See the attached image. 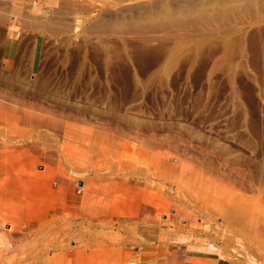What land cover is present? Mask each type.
<instances>
[{"label":"rangeland","instance_id":"1","mask_svg":"<svg viewBox=\"0 0 264 264\" xmlns=\"http://www.w3.org/2000/svg\"><path fill=\"white\" fill-rule=\"evenodd\" d=\"M0 264H264V0H0Z\"/></svg>","mask_w":264,"mask_h":264},{"label":"crops","instance_id":"2","mask_svg":"<svg viewBox=\"0 0 264 264\" xmlns=\"http://www.w3.org/2000/svg\"><path fill=\"white\" fill-rule=\"evenodd\" d=\"M17 33V35L19 34V31H17L16 29H12L9 27V30H8V36L9 38H15V34Z\"/></svg>","mask_w":264,"mask_h":264},{"label":"bare ground","instance_id":"3","mask_svg":"<svg viewBox=\"0 0 264 264\" xmlns=\"http://www.w3.org/2000/svg\"><path fill=\"white\" fill-rule=\"evenodd\" d=\"M159 156V155H158ZM80 185H82V183L80 184ZM83 189V188H82ZM85 190V189H84ZM118 223V222H117Z\"/></svg>","mask_w":264,"mask_h":264}]
</instances>
